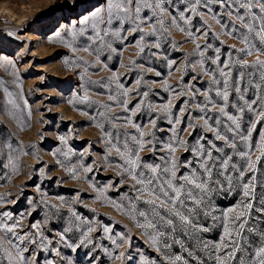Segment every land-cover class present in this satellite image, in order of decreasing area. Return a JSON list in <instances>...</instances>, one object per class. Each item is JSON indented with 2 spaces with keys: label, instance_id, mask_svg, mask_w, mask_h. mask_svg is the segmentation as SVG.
<instances>
[{
  "label": "rangeland",
  "instance_id": "rangeland-1",
  "mask_svg": "<svg viewBox=\"0 0 264 264\" xmlns=\"http://www.w3.org/2000/svg\"><path fill=\"white\" fill-rule=\"evenodd\" d=\"M124 2L0 0V264H259L264 0ZM169 144L177 176L203 171L185 148L221 149L203 202L172 212L132 178Z\"/></svg>",
  "mask_w": 264,
  "mask_h": 264
},
{
  "label": "snow or ice",
  "instance_id": "snow-or-ice-1",
  "mask_svg": "<svg viewBox=\"0 0 264 264\" xmlns=\"http://www.w3.org/2000/svg\"><path fill=\"white\" fill-rule=\"evenodd\" d=\"M164 2V0H157L156 7H160L161 4ZM201 0H195V3L199 4ZM205 5H208L212 2V0H203ZM72 3L75 5L76 0H72ZM136 3L137 6L135 7V13L138 14L140 12L139 4L137 3V0H125L123 4H116L115 6L120 9V11L127 12L128 6ZM146 7H152V5L146 4ZM111 7L112 5H109V14L111 15ZM211 9H209L210 11ZM183 16V9L181 10V16L180 19H184ZM200 46L197 45V48ZM218 59V58H217ZM216 62L215 60L213 61ZM246 63V62H245ZM258 64L264 63L261 61H257ZM224 75V73H221ZM159 75V73H157ZM226 86V85H225ZM236 92H239V88H235ZM217 95H221V93H217ZM223 100H228V93L227 91L223 92L222 94ZM242 98V97H241ZM255 101L251 102L254 103ZM244 109L241 108L240 111H243ZM219 112L227 115L225 113V110L223 107L219 108ZM228 120L232 121V123L235 125L236 129L240 128L239 122L231 115L227 116ZM219 123V121H217ZM205 124L207 125V120H205ZM229 131H233V129H229ZM216 139L218 140H227L226 137L221 136L217 134ZM241 139H246V137H241ZM179 144L185 145L186 142L183 140L179 141ZM141 149H143L144 145L141 142L140 143ZM232 147H235V144H232ZM211 149H215L217 152L221 151V149H217L216 146L213 144L211 146ZM205 148L203 144H200L198 146H193L192 148H185L186 151L191 152L193 155L200 157L199 164L200 169L203 171H200L194 166L193 161H185V164L183 165L186 169H191V171L188 173V175H184L181 173L180 176H177V168L178 164L175 159V152L176 148L173 147L171 144L168 145V151L169 155L172 157L170 161L166 160V164L164 167H160L159 165L153 166L150 164L143 165L144 168L148 169L149 174H145L144 172H141L139 175L142 177L141 179H137L136 175H133L132 178L136 180V183L141 184L144 186V190L149 191L150 195H153L152 199H149L146 201V203L151 204L155 207H161L164 208L166 211L172 212L175 209V206L179 203L180 205H184L186 200L191 199L194 204L199 205L203 202L202 199H197V195L200 193H203L205 196L207 192L210 190L207 187V180L203 179L204 174L207 173L208 175H211L212 166L215 164V160L212 157V150ZM243 156H247L246 153H242ZM139 156L137 155L135 159H129L128 164L130 165L131 169H135L138 166ZM231 157L229 156L227 159L221 158V167H223L225 170L228 168V163ZM209 161H212V163H209ZM251 167L254 168L253 164H250ZM159 169V171H158ZM199 173V174H198ZM131 174V173H130ZM219 175V173H217ZM244 173L243 170H240V176L243 177ZM252 179H255L253 177ZM151 186V187H149ZM244 188V196L248 197L250 195V189L248 183H245L243 185ZM194 193L196 195H194ZM254 195V193H252ZM183 196V199L181 198ZM157 201H159V204L157 205ZM260 205L262 206L260 209H257L258 211H264V192L261 193V199L259 201ZM168 205H172L173 209H168ZM253 205L252 203L247 204V209H252ZM157 216H159V212L156 213ZM140 215H145V213L141 212ZM175 215L179 216V218L187 223V219L184 215H181L179 211H175ZM161 220H164V217H160ZM237 220L240 219V217L236 218ZM168 225L173 224L172 219H168L166 221ZM240 228L244 227V223H240ZM225 232L227 234L228 229L227 226H225ZM256 255L264 256V247H261L259 251L256 253ZM179 259V257H177ZM221 264H223V261H221ZM259 264H264V259L259 261Z\"/></svg>",
  "mask_w": 264,
  "mask_h": 264
},
{
  "label": "bare ground",
  "instance_id": "bare-ground-1",
  "mask_svg": "<svg viewBox=\"0 0 264 264\" xmlns=\"http://www.w3.org/2000/svg\"><path fill=\"white\" fill-rule=\"evenodd\" d=\"M5 6V5H4ZM1 12H3V13H6L7 15H9L11 18L12 17H15L16 15L10 10V9H8V8H6V7H1ZM2 14V13H1ZM8 16V17H9ZM19 16V15H18ZM18 19V18H20V17H15V19ZM16 19V20H17ZM19 20V19H18ZM31 36V35H30Z\"/></svg>",
  "mask_w": 264,
  "mask_h": 264
}]
</instances>
